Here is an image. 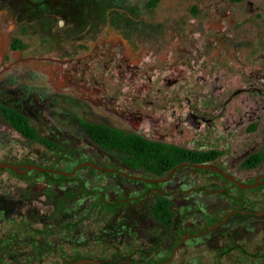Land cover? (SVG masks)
<instances>
[{
  "label": "flooded vegetation",
  "instance_id": "obj_1",
  "mask_svg": "<svg viewBox=\"0 0 264 264\" xmlns=\"http://www.w3.org/2000/svg\"><path fill=\"white\" fill-rule=\"evenodd\" d=\"M10 113L25 120L26 132L12 124ZM246 121L248 132L264 127V0H0V227L13 223L30 201L41 204L47 196L53 197V213L63 212L84 190L82 167L86 175L137 176L152 185L143 190L171 201L176 191L188 189L218 190L225 203L237 201L228 190L264 183V157L244 165L264 149V134L243 141L239 128ZM85 122L213 154L158 176L100 146ZM198 163L220 171L193 165ZM188 166L207 169L222 183L183 189L195 177L174 172ZM20 190L41 193L28 199ZM199 197L186 203L203 218L172 219L170 225L153 218L140 224L145 233L128 254L83 257L103 264L264 259V205L260 212L231 207L211 219ZM233 213L247 217L230 218ZM71 223L83 225L76 218ZM154 230L161 232L157 240Z\"/></svg>",
  "mask_w": 264,
  "mask_h": 264
},
{
  "label": "rangeland",
  "instance_id": "obj_2",
  "mask_svg": "<svg viewBox=\"0 0 264 264\" xmlns=\"http://www.w3.org/2000/svg\"><path fill=\"white\" fill-rule=\"evenodd\" d=\"M178 6L184 7L180 1ZM246 125L247 121L239 128L243 141L260 140L264 134V127H258L248 132ZM262 146H264V142L260 144L259 148ZM52 154H55L54 160H59V153ZM115 163L120 164L118 161ZM62 165L66 167L68 164L63 163ZM81 170L85 175L81 186L84 190H77L78 199L69 201L63 212L53 213V197L47 196L45 199L42 198L41 204L30 201L28 206L19 209L13 223L0 227L3 229L0 232V264H60L75 255L82 257L94 255L109 260L119 254H128L132 248L139 245V240L145 233L140 224L153 219L150 214V205L155 198L154 190H143L147 186H152L150 182H144L137 176H132L127 180L115 177L113 174L88 173L86 175L87 167H82ZM176 173L195 177V182H186L183 189L191 188L192 185L212 187L213 184H216L215 186H220L222 183L221 178L207 169L188 166L179 168L174 172V175ZM132 174L141 175L143 173L132 171ZM240 175H243V172ZM126 187L130 190H127ZM228 192L231 197H239L240 200L228 199L225 203L222 199H225L226 196L218 190L211 192L189 189L176 191L174 196H171L174 222L195 217L203 218L195 210L192 213L189 212L195 206L188 208L186 203L189 197H199V195L200 201L205 203V209L211 219L217 218L224 210L231 207L242 208L245 206L248 210L255 212H260L263 208L264 183L253 189L239 190L234 186ZM20 193L29 199L38 196L41 192L40 190H20ZM128 197H131L130 200L125 199ZM107 202H112L115 205L112 208L106 207ZM245 217L247 216L238 213H233L230 216V218ZM248 217L252 218V216ZM73 218L79 220L83 225L72 226ZM153 226L155 229L156 223L153 222ZM75 229L79 231L77 236L72 233ZM86 233H90L91 237H86ZM151 233L153 234L152 240H157L161 234L155 230ZM260 236L261 234L257 233L253 241L256 238L258 240ZM183 255L186 257L185 252ZM232 255L234 254L232 253ZM203 260L201 258L200 262ZM234 261L235 264H264V259H259L255 263L252 258L244 256L236 258V255ZM229 263L231 262L228 258L222 257V264Z\"/></svg>",
  "mask_w": 264,
  "mask_h": 264
},
{
  "label": "trees",
  "instance_id": "obj_3",
  "mask_svg": "<svg viewBox=\"0 0 264 264\" xmlns=\"http://www.w3.org/2000/svg\"><path fill=\"white\" fill-rule=\"evenodd\" d=\"M7 116L17 129L26 132V122L20 115L10 113ZM83 126L95 142L107 150L115 151L118 158L126 165L132 168H141L158 176L163 175L181 162H204L213 154L212 151H190L174 145L144 140L135 134L124 133L100 124L85 122ZM28 134L37 138L32 129ZM263 157L264 149L253 154L244 162V165L254 166ZM171 205L172 201L169 198L156 195L150 205V214L154 219L165 225H170L174 216Z\"/></svg>",
  "mask_w": 264,
  "mask_h": 264
},
{
  "label": "water",
  "instance_id": "obj_4",
  "mask_svg": "<svg viewBox=\"0 0 264 264\" xmlns=\"http://www.w3.org/2000/svg\"><path fill=\"white\" fill-rule=\"evenodd\" d=\"M195 166H200V167H209V168H212V169H215L217 171H220L218 168H216L215 166L211 165V164H208V163H198V164H193ZM176 167V166H175ZM172 168L170 171H169V174L175 169ZM227 177L229 178H232L231 176L227 175ZM161 179H164V178H161ZM161 179H155V180H161ZM234 179V178H232ZM236 181V180H235ZM237 184L241 187H249L250 185H244L238 181H236ZM83 263H92V264H103V262L99 259H95V258H92V257H82V258H79V259H75V260H71L65 264H83Z\"/></svg>",
  "mask_w": 264,
  "mask_h": 264
}]
</instances>
